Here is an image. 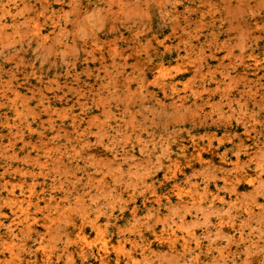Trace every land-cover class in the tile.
<instances>
[{
    "label": "rangeland",
    "instance_id": "1",
    "mask_svg": "<svg viewBox=\"0 0 264 264\" xmlns=\"http://www.w3.org/2000/svg\"><path fill=\"white\" fill-rule=\"evenodd\" d=\"M0 264H264V0H0Z\"/></svg>",
    "mask_w": 264,
    "mask_h": 264
},
{
    "label": "bare ground",
    "instance_id": "2",
    "mask_svg": "<svg viewBox=\"0 0 264 264\" xmlns=\"http://www.w3.org/2000/svg\"><path fill=\"white\" fill-rule=\"evenodd\" d=\"M13 191V190H12ZM11 191V195L10 196H8V199L7 200H10L11 202H13L14 203V200L16 199V197L14 196V193ZM9 194V193H8ZM23 195V194H22ZM21 202V201H20ZM12 203V204H13ZM15 207H18V205H16L15 204ZM19 208H21V206H19ZM13 213V212H12ZM11 213V214H12ZM15 217V216H14ZM220 220V219H219ZM215 225H217V224H215ZM97 227V226H96ZM80 229V228H79ZM78 229V230H79ZM96 229V228H95ZM80 231V230H79ZM81 235V234H80ZM69 236L73 239V240H76V239H79V238H77L78 237V235L76 236H74V234L72 233V232H70V234H69ZM72 240V241H73ZM81 240H82V238H81ZM83 241V240H82ZM76 242V241H75ZM79 243V242H78ZM6 247V246H5ZM39 246H37V248H38ZM116 250H117V248H116ZM119 250H121V249H119ZM103 251V250H102ZM118 254V253H117ZM42 255H44V254H42ZM80 255V254H79ZM106 260H108V257H107V255H106V258H105ZM129 259V258H128ZM84 260V259H83Z\"/></svg>",
    "mask_w": 264,
    "mask_h": 264
}]
</instances>
